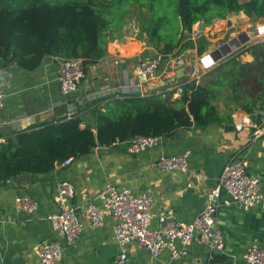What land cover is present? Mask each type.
Returning <instances> with one entry per match:
<instances>
[{
    "label": "crops",
    "instance_id": "1",
    "mask_svg": "<svg viewBox=\"0 0 264 264\" xmlns=\"http://www.w3.org/2000/svg\"><path fill=\"white\" fill-rule=\"evenodd\" d=\"M137 9L141 10L140 16H136ZM148 16L147 7L133 4L126 17L109 28L106 54L89 65L73 95V98L82 100L77 111L81 112L85 122L94 123L95 105L92 103L97 99L120 93L146 94L153 90L145 83L141 84L136 74V67L142 58L158 53L149 36L140 31L139 22ZM201 21L193 26L192 36L195 41L201 35L209 39L204 52L214 51L217 57H221L219 64L226 59L227 48L218 49V44L228 42L231 37L258 22H264V0H260L251 14L240 11L230 13L225 19H215L210 24L204 21L203 29H200ZM238 49L231 46L228 56ZM182 54L187 59L185 66H192L199 56L197 46ZM59 58L46 56L33 70L24 69L15 62L0 69V88L5 93V105L0 108V140L34 124L59 119L67 113L69 107L58 79ZM241 59L252 61L254 57L245 52L241 54ZM192 78V73L178 79L170 77L167 83H161L154 89L165 91L178 87L174 97H179L180 85ZM218 105L222 113L229 112L223 99L218 101ZM243 113L249 114L234 110L233 121L181 129L173 135L164 136L161 143L139 152L129 151V140L117 141L111 145H99L89 153L74 158L69 165H57L47 173L24 172L0 181V264H40L35 246L43 239L56 236L48 216L58 209L55 193L58 182L63 179L71 180L75 185V193L69 202L80 217L107 183L132 192L151 194L154 205L150 226L156 228L161 224L160 216L169 209H173L178 221H193L203 209L208 194L219 185L225 164L239 153L249 158L250 173L260 179L261 199L245 208L232 201L222 188L216 200L219 203L217 217L224 248L212 251L195 240L189 245L187 253L180 257H173L170 248L163 249L157 263L211 264V261L222 260L232 264H249L243 258L246 249L253 244L264 247V118L257 122L252 117L263 131L256 135L255 127L238 130L235 126V116ZM185 151L189 152L186 170L163 171L157 165L162 153ZM18 194L34 197L38 201L37 211L27 213L17 210L15 197ZM114 224L115 220L109 213H105L104 222L98 227L85 221L80 237L71 244H64L58 264H115V257L121 249L115 237ZM127 252L129 264H148L151 261L150 251L135 241L128 244Z\"/></svg>",
    "mask_w": 264,
    "mask_h": 264
},
{
    "label": "trees",
    "instance_id": "2",
    "mask_svg": "<svg viewBox=\"0 0 264 264\" xmlns=\"http://www.w3.org/2000/svg\"><path fill=\"white\" fill-rule=\"evenodd\" d=\"M260 0H0V69L15 62L33 70L46 56L82 58L85 71L107 52L108 31L127 15L133 4L147 7L140 31L158 53L174 56L210 43L193 38V26L210 24L230 13L248 14ZM249 52L252 61H242ZM181 94L153 89L111 94L94 101L95 121L81 112L34 124L0 140V181L20 173H47L66 158L81 157L99 145L127 141L137 135H173L181 129L203 128L233 121L242 110L261 122L264 118V39L240 47L200 79L183 82ZM223 99L229 112L222 113ZM82 124H84L82 126Z\"/></svg>",
    "mask_w": 264,
    "mask_h": 264
},
{
    "label": "built area",
    "instance_id": "3",
    "mask_svg": "<svg viewBox=\"0 0 264 264\" xmlns=\"http://www.w3.org/2000/svg\"><path fill=\"white\" fill-rule=\"evenodd\" d=\"M233 37L238 41L236 48L254 40L264 39V22H258L252 28ZM226 43L218 44V49H223ZM220 59L221 57H217L214 51L203 52L192 64L191 73L194 78L200 79L215 67ZM186 63L187 59L182 53L168 57L156 53L138 62L136 74L141 84L145 83L149 89H154L161 81L170 77L174 79L177 69L185 66ZM85 73L82 58H59L58 79L60 90L66 97L65 102L69 107L66 113L68 116L73 115L82 104V100L73 98V95ZM4 105L5 93L0 88V108ZM234 123L238 130L251 126L256 128V135L263 133L251 114L236 115ZM163 138L162 135H137L129 141L128 148L131 152H139L161 143ZM73 159L74 157L70 156L58 166L69 165ZM249 163V158L239 153L225 164L219 185L208 194L203 209L193 221H178L174 217L173 209H169L160 216L161 224L156 228L150 226L154 205L151 194L132 192L128 188L107 183L98 193L96 200L87 205L83 216L80 217L69 202V198L75 193V185L71 180L63 179L58 182L55 193L58 209L48 216L56 236L43 239L36 244L35 251L39 263L58 264L62 259L64 244H71L80 237L84 222L98 227L103 224L105 213L111 214L115 220V237L121 249L115 257V264H129L127 246L133 241L150 251L151 261L148 264H158L157 257L165 248L171 249L173 257L185 255L189 245L195 240L208 246L212 251L222 250L225 242L218 224L219 203L216 200L221 189L224 188L232 201L245 208L255 205L263 195L260 179L250 173ZM157 165L163 171L186 170L189 166V152L162 153L157 159ZM15 205L17 210L27 213H34L38 209V201L28 194H18L15 197ZM243 258L249 264H264V247L258 244L251 245L243 253ZM211 264H226V262L211 261Z\"/></svg>",
    "mask_w": 264,
    "mask_h": 264
},
{
    "label": "water",
    "instance_id": "4",
    "mask_svg": "<svg viewBox=\"0 0 264 264\" xmlns=\"http://www.w3.org/2000/svg\"><path fill=\"white\" fill-rule=\"evenodd\" d=\"M229 23H231V21L229 20ZM199 24H201L200 29L205 28V22L201 21ZM111 39H113V35H110ZM238 45V41L235 37H232L226 44L223 45L224 48H227L225 51V54H229V51L231 50V46L232 48H236V46ZM189 66V67H188ZM191 64H188L187 66H182L179 69H177L176 74H175V78L174 79H178L184 75H189L191 74ZM161 83H167V80L160 82L159 84H157L158 86H161ZM226 264H232L231 261H227Z\"/></svg>",
    "mask_w": 264,
    "mask_h": 264
},
{
    "label": "rangeland",
    "instance_id": "5",
    "mask_svg": "<svg viewBox=\"0 0 264 264\" xmlns=\"http://www.w3.org/2000/svg\"><path fill=\"white\" fill-rule=\"evenodd\" d=\"M132 6V5H131ZM130 6V7H131ZM130 7L128 8V12L130 11ZM141 15V10L140 9H137V15L136 16H140ZM254 118H256V117H254Z\"/></svg>",
    "mask_w": 264,
    "mask_h": 264
}]
</instances>
